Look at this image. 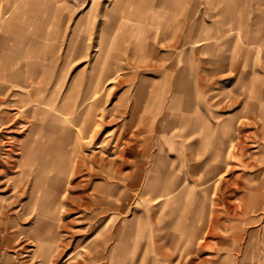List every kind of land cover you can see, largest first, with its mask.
I'll use <instances>...</instances> for the list:
<instances>
[{
  "label": "rangeland",
  "instance_id": "374dc122",
  "mask_svg": "<svg viewBox=\"0 0 264 264\" xmlns=\"http://www.w3.org/2000/svg\"><path fill=\"white\" fill-rule=\"evenodd\" d=\"M0 264H264V0H0Z\"/></svg>",
  "mask_w": 264,
  "mask_h": 264
},
{
  "label": "crops",
  "instance_id": "0c3cea01",
  "mask_svg": "<svg viewBox=\"0 0 264 264\" xmlns=\"http://www.w3.org/2000/svg\"><path fill=\"white\" fill-rule=\"evenodd\" d=\"M202 39H200V41H201Z\"/></svg>",
  "mask_w": 264,
  "mask_h": 264
}]
</instances>
